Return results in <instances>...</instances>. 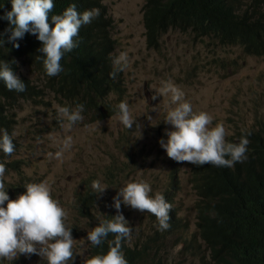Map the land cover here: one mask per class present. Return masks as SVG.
<instances>
[{
	"label": "clouds",
	"instance_id": "clouds-1",
	"mask_svg": "<svg viewBox=\"0 0 264 264\" xmlns=\"http://www.w3.org/2000/svg\"><path fill=\"white\" fill-rule=\"evenodd\" d=\"M54 8L53 0H11V10L0 16V20L9 23L5 30L7 40L5 33H0V47L11 43L19 49L18 40L29 33L36 36L42 45L38 49L41 53L38 58H43V67L49 77L63 71L61 60L79 46L76 38L80 29L90 24L100 12L96 8L80 13L73 3L62 14L51 15L52 27L49 17ZM171 30H182L192 35L193 40L210 39L222 45L217 40L201 38L203 35L192 27H179L169 29L160 46L152 49H160L163 38ZM113 36L117 41L114 29ZM29 58L28 54L18 53L11 63L18 67L15 71L8 62L0 61V81L7 90L22 93L26 91L23 79L35 82V77L30 79L21 69L39 79L33 72L34 66L26 62ZM221 62L227 71L225 78L239 74L244 66L239 59ZM112 66L109 76L116 79L118 73L130 67L128 53L120 52L112 57ZM197 69L190 65L185 80L192 83L197 77ZM122 88V93L111 92L107 98L92 101L87 107L80 103L86 97L82 86L67 88L65 84H55L53 89L49 88L40 106L55 109L53 127L60 126L69 133L75 124L82 122L80 127L87 136L89 128L93 127L99 135L94 139L102 149L104 146L100 142H108L109 151H104L111 161L88 167L77 165L71 171L58 173L55 162L64 163L63 155L73 144L72 137L66 135L59 150L49 152L43 166L34 169L36 178L19 173L20 181L16 183L9 181L8 176L12 171H18L17 157L23 142L17 135L21 125L20 112L17 107H11L16 114L10 126L13 133L10 135L7 129H0V156L7 158L4 161L0 157V264H6V261L12 264L18 258L20 263L27 264L26 261L35 259V255L40 256L43 264H128L122 251L123 242L144 239L151 226H157L159 230L151 232L153 238L156 234L164 236L163 241L171 246L141 244L139 250L147 249L143 264L210 263L223 251H228L226 240L230 232L239 242L249 244L257 237L264 238V215L255 212L254 207V201L264 194V169L259 168L257 161L260 156L264 162V116L256 118L252 129L231 120L237 133L231 132L228 127L213 122L209 113L194 112L191 103L184 99L185 93L169 80L158 88L151 87L153 101L163 97L162 103L167 107L164 119L160 121L148 116L147 122L140 123L133 118L127 104L124 75ZM71 92L75 93V99ZM147 101L151 104L149 97ZM106 128L109 129L104 134ZM252 131L262 140L253 141L250 138ZM13 141L20 145L18 150ZM115 152L122 157L116 156ZM76 153L75 150V164L78 163ZM9 163L14 167L10 168ZM165 169L167 172L162 173ZM235 169L241 170L235 181L215 175V170ZM146 174L155 178L154 190L140 179ZM162 175L167 179L159 184ZM114 177L115 183L111 184ZM47 184L57 186L63 197H67L70 189L78 188L79 191L74 192L73 201H65L66 198L59 201ZM185 188L195 192V198L190 196L187 203L181 196ZM202 212L206 214L203 218ZM232 212L237 214L235 223L230 217ZM135 215L142 217L141 223L146 221L144 230L133 226ZM182 219L188 221L190 229L184 236ZM171 220L178 222L181 237L175 245V233L169 229ZM71 222L86 227L84 243L79 242V233ZM107 239L108 252L92 256L91 248H97ZM244 257L246 255L242 253Z\"/></svg>",
	"mask_w": 264,
	"mask_h": 264
},
{
	"label": "rangeland",
	"instance_id": "rangeland-1",
	"mask_svg": "<svg viewBox=\"0 0 264 264\" xmlns=\"http://www.w3.org/2000/svg\"><path fill=\"white\" fill-rule=\"evenodd\" d=\"M145 2L146 0H106L114 19V34L118 41L117 54L127 52L130 60V67L123 75L128 93H126L127 104L133 118L140 123L147 122L148 116L160 121L164 119L167 107L162 103L163 97L153 101L154 90L151 87L158 88L162 82L170 80L185 93L184 99L191 103L194 112L209 113L213 117V122L228 127L234 133L237 131L230 123L231 120L247 129H252L256 118L264 116V58H246L239 48L224 47L210 39L193 40L192 35L185 34L182 30H171L163 38L161 48L152 49L146 37L143 10ZM236 59L244 64L241 72L225 78L227 71L223 69L221 61ZM190 65L198 68L197 77L192 83L185 80ZM21 71L30 79L35 77L36 83L40 81L32 73L29 74L23 69ZM148 97L151 104H148ZM157 105L159 106L153 111ZM16 110L20 112L19 118H21L17 135H20L19 140L23 145L17 157L18 171L9 174V181L15 183L20 181L19 173H26V176L36 178L34 169L43 166L49 152L59 150L66 135L72 137L73 144L63 155L65 164L61 161L55 162L58 173L71 171L77 165L88 167L99 162L104 165L111 161L104 151V149L109 151L108 142H100L104 146L102 149L94 139L99 135L93 127L87 132L90 137L80 127L82 122L75 124L71 132L65 133L60 126L53 127V118L57 114L55 109L36 106L33 101L21 102V108L17 107ZM91 123L92 121L89 124ZM108 129L106 128L104 134ZM75 150L78 157L77 164L73 162ZM114 154L119 158L122 157L119 152ZM140 179L149 183L154 190L156 182L154 177L146 174ZM166 179L167 176H160L159 184ZM184 183L191 184L190 181ZM47 185L59 201H63L62 198H66L65 201H73L74 192L79 191L78 188L70 189L67 197H63L57 186ZM182 194L185 203L190 196L195 198L194 189L185 188ZM141 219L140 215L134 216L132 223L135 229L144 230L146 221L141 223ZM71 223L79 233V242L84 243L86 227L83 224ZM39 257L35 255V259L26 263L43 264ZM12 264L23 263H20L18 258L12 261Z\"/></svg>",
	"mask_w": 264,
	"mask_h": 264
},
{
	"label": "trees",
	"instance_id": "trees-1",
	"mask_svg": "<svg viewBox=\"0 0 264 264\" xmlns=\"http://www.w3.org/2000/svg\"><path fill=\"white\" fill-rule=\"evenodd\" d=\"M53 2L55 8L49 17V23L52 27H54V23L51 21V15L62 14L73 3L80 13L96 8L100 12L90 24L80 29L79 36L76 38L79 46L64 55L61 60L63 67V71L59 74L61 76L49 77L46 74L43 58H38L41 55L38 52V49L42 47L41 42L30 33L26 34L22 40L17 41L20 44L19 49L14 48L11 43H6L5 46L0 47V61L8 62L14 71L18 69L17 66L11 64L12 61H15L14 57L18 53L28 54L31 58L26 59V62L29 63V66H34L33 72L39 75L40 80L36 83L32 80L23 79L26 91L22 93L7 90L3 82L0 81V129H7L10 135L13 133V130L10 129L11 120L16 117L11 107L13 109L21 107L23 101H33L38 106L42 105L43 102L38 100L46 98L48 89H53L55 84H59V86L65 84L67 88L82 86L83 91L87 94L85 99L80 100V103L85 107L92 101L107 98L111 92H123L124 72L118 73L116 79H111L109 76L113 70L112 57L117 56L118 41L113 36L114 20L105 0H53ZM144 8L148 43L151 47H159L163 35L168 33L171 28L187 29L192 27L200 35H203L201 38H211L222 45L238 46L247 56L264 57V0H147ZM10 10L11 0H0V16ZM8 26L7 20H0V33H5V40H7L5 30ZM71 93L75 99V93ZM250 133V138L253 141L262 140L255 132ZM13 142L16 145V150H18L20 145L16 141ZM0 157L4 161L7 159L4 156ZM257 161L259 168L263 170L264 162L260 156ZM253 165L255 169L258 168L254 161ZM8 166L13 168L14 164L9 163ZM240 174V169L215 170L217 177L232 181L237 180ZM110 183H115V177ZM254 207L255 212H261L264 215V194L254 201ZM174 210L178 213L177 208ZM221 211L224 210L221 209ZM205 216V212H202L201 217ZM236 216V212L230 214L233 219L232 223H235ZM182 221L185 228L182 233L184 236L190 229L188 221L184 219ZM177 226V221H170L169 229L175 233L174 245L181 241ZM150 229V233L144 239L139 238L135 242H123L122 251H124L128 264L144 263L147 249L144 247L139 250V246L143 243L170 245L163 241L164 236L160 237L159 234H156L153 238L151 232L159 231L157 226H151ZM108 241V239L105 240L97 248L92 247V256L102 255L101 253L106 254L109 250ZM226 243L229 248L228 251H223L212 262L205 264H264L263 237H257L253 244H249L248 242H239L230 232ZM212 244L215 246V242ZM241 252L246 257L242 258ZM6 264H10L9 261H6Z\"/></svg>",
	"mask_w": 264,
	"mask_h": 264
},
{
	"label": "bare ground",
	"instance_id": "bare-ground-1",
	"mask_svg": "<svg viewBox=\"0 0 264 264\" xmlns=\"http://www.w3.org/2000/svg\"><path fill=\"white\" fill-rule=\"evenodd\" d=\"M194 21H195V20H194ZM166 26H167V25H166ZM148 27H149V25H148ZM147 32H148V30H147ZM210 37H211V36H210ZM186 38H187V37H186ZM210 60H211V59H210ZM96 69H98V68H96ZM96 69H95V70H96ZM95 73H96V72H95ZM103 75H104V74H103ZM93 76H94V78L96 77L95 74H94ZM99 77H100V76H99ZM94 78H92V79H94ZM94 80H95V79H94ZM104 80H105V79H104ZM91 81H92V80H91ZM95 82H96V81H95ZM97 82H98V80H97ZM97 82H96V83H97ZM97 86H98V85H97ZM105 86H106V85H105ZM86 88H88V86H86ZM84 90H85V89H84ZM111 90H112V89H111ZM86 94H87V93H86ZM89 94H90V93H89ZM127 94H128V93H127ZM81 147H82V146H81ZM165 176H166V175H165ZM182 196H183V194H182ZM231 233H232V232H231ZM234 240H235V239H234ZM236 247H237V246H236ZM236 253H237V252H236Z\"/></svg>",
	"mask_w": 264,
	"mask_h": 264
}]
</instances>
